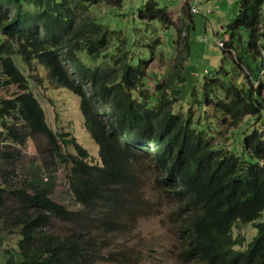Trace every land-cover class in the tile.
I'll list each match as a JSON object with an SVG mask.
<instances>
[{
  "label": "trees",
  "instance_id": "obj_1",
  "mask_svg": "<svg viewBox=\"0 0 264 264\" xmlns=\"http://www.w3.org/2000/svg\"><path fill=\"white\" fill-rule=\"evenodd\" d=\"M123 1L0 0V160L6 167L0 169V221L19 236L18 250L6 251L5 264H133L136 252L124 244L117 248L109 236L133 228L148 212L141 186L149 174L174 206L179 256L186 263L264 264V0H237L223 26L228 39L221 50L229 66L205 72L184 105L186 66L174 64L151 90L148 62L159 41L152 46L130 29L117 38L116 28L102 23L105 14L93 16L101 6L121 8ZM182 14L190 16L188 3ZM112 15L114 20L106 18L116 27L124 24ZM132 19L133 26L172 24L154 1ZM183 39L188 49L187 32ZM29 80L77 96L99 164L74 137L49 128ZM248 116L239 154L228 136L214 141L212 122L231 129ZM30 139L42 151L45 173L50 165L62 166L79 210L55 202L45 187L16 185L13 167ZM66 145L73 151L63 150ZM240 225L256 230L245 246Z\"/></svg>",
  "mask_w": 264,
  "mask_h": 264
},
{
  "label": "rangeland",
  "instance_id": "obj_2",
  "mask_svg": "<svg viewBox=\"0 0 264 264\" xmlns=\"http://www.w3.org/2000/svg\"><path fill=\"white\" fill-rule=\"evenodd\" d=\"M147 1H154L159 8H165L172 20V24L165 27L157 21H152L133 26L132 18H136L138 9ZM221 1L124 0L121 8L108 10L106 7L101 6L93 16L105 14L101 21L112 29L116 28L114 36L117 38L123 39L124 34L119 36L120 32L124 29H130V34L133 37L138 34L139 39L144 37L152 46L155 39L159 41L157 44L160 45H157L154 49L156 55L148 62L146 83L151 90L155 88L157 83L167 79L174 64L186 66L187 75L180 89V92H182L181 101L182 105H184L188 96H190V90L195 87L199 89L201 86L198 84L205 76V72H209L219 66L226 68L229 66L227 61H223L222 50L214 43L220 40L225 42V39H228V36L223 37L224 32L220 29V23L226 24L227 21L233 18L236 12L237 0H227V4ZM194 2L197 3L199 13H192L190 16L185 17L186 14H182V8L186 3L193 6ZM111 11L113 14L117 13L119 18L125 21L124 24L116 27L115 21L111 22L106 18L107 14H109V18L113 17ZM112 19L114 20V18ZM115 19L118 20V18ZM261 20L264 25V3L261 6ZM187 24H190V26ZM131 26L136 28L132 29ZM186 32L188 34V49L185 47L183 39ZM124 33H128V31L126 30ZM144 39L141 41H144ZM223 48H225L224 44ZM226 55L230 58L233 57V54L227 51ZM88 62L89 66L93 68V63ZM16 64L22 69L24 75L28 74L19 59ZM29 82L34 95L39 99L44 109L46 123L49 128L57 133H67L68 138L74 137L77 144L85 148L92 160L99 164L98 146L90 138L83 126L77 96L62 87H44L45 82L40 85L35 84L31 80ZM250 123L251 117L248 116L237 126L229 129L221 125L219 121H214L212 122L213 125H211L212 132L216 133L214 141L220 143V141L226 140L225 136H228L232 142L230 149L239 154L241 152L240 141L242 133L248 129ZM228 133H230L231 137ZM37 139L42 145L45 144V141L42 140L44 139L43 137L42 139ZM36 144L35 141L30 139L21 150L22 157L16 163V166L13 167L17 174V179L14 182L16 185L22 186L29 184L31 186L45 187L49 191L50 198L55 200V202L65 206L70 211L79 210L80 205L74 201L67 189L61 169L62 166L59 163L57 166H54V164L50 165L45 173L39 161L43 154L42 151L38 150ZM64 147L63 150L73 151L71 145ZM1 168L5 169L6 167L0 160ZM55 169L57 171L54 172L53 170ZM151 176L149 174L148 177H145L141 186L146 203L149 205L148 212L135 221L133 228L130 226L120 233L115 232L122 240L120 238L114 239L116 235H110L111 242H115L117 248L124 244V248H131L136 252V260L133 264H189L179 256L181 244L177 237L175 220L171 216L174 206L161 196L160 190L154 187ZM259 221L264 223V212L261 214ZM55 226L58 229V223H55ZM11 229V226L3 227L0 221V264H5L6 251L15 255L18 250L19 236L15 232L8 233L11 232ZM239 229V234L244 239L243 246H245L246 241L256 234V230L251 225H240ZM233 236H237L236 228L233 230ZM113 246L114 244L110 247L112 248Z\"/></svg>",
  "mask_w": 264,
  "mask_h": 264
},
{
  "label": "clouds",
  "instance_id": "obj_3",
  "mask_svg": "<svg viewBox=\"0 0 264 264\" xmlns=\"http://www.w3.org/2000/svg\"><path fill=\"white\" fill-rule=\"evenodd\" d=\"M193 8H196V9H197V3H196V2H194V5H193V6H190V5H189V12H190L191 14H192V13H196V12H193V11H192ZM197 13H199L198 9H197ZM220 42L222 43V46H220V45L218 44V43H220ZM214 45H217V46L220 47V49H222V48H223V41H221V40H220V41H216V42L214 43ZM43 110H44V109H43ZM45 120H46V119H45Z\"/></svg>",
  "mask_w": 264,
  "mask_h": 264
},
{
  "label": "crops",
  "instance_id": "obj_4",
  "mask_svg": "<svg viewBox=\"0 0 264 264\" xmlns=\"http://www.w3.org/2000/svg\"><path fill=\"white\" fill-rule=\"evenodd\" d=\"M227 0H222L221 2H225L226 4H227V2H226ZM228 22V21H227ZM225 24H221L220 23V29L223 31V26H224Z\"/></svg>",
  "mask_w": 264,
  "mask_h": 264
},
{
  "label": "built area",
  "instance_id": "obj_5",
  "mask_svg": "<svg viewBox=\"0 0 264 264\" xmlns=\"http://www.w3.org/2000/svg\"><path fill=\"white\" fill-rule=\"evenodd\" d=\"M192 11L197 13V9H196V8H193ZM218 44H219L220 46H222V43H221V42L218 43Z\"/></svg>",
  "mask_w": 264,
  "mask_h": 264
}]
</instances>
